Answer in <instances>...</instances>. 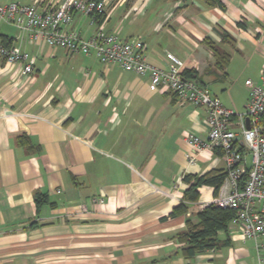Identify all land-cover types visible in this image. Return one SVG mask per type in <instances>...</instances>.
Here are the masks:
<instances>
[{"label": "crops", "instance_id": "crops-1", "mask_svg": "<svg viewBox=\"0 0 264 264\" xmlns=\"http://www.w3.org/2000/svg\"><path fill=\"white\" fill-rule=\"evenodd\" d=\"M2 1L47 9L64 0ZM102 1V23L76 14L72 27L85 37L102 26L140 38L158 67L170 68V52L226 107L246 110L245 81H258L264 64V0H222L224 8ZM0 39L35 57L24 75L22 63L0 56V264H257L254 241L244 243L232 224L220 231L229 244L182 253L187 219L216 198L203 185L186 214L171 216L189 186L185 175L225 170L218 150L197 152L188 141L208 136L204 107L181 105L166 88L152 90L148 75L94 53L32 41L12 24L0 22ZM206 39L229 53L225 69Z\"/></svg>", "mask_w": 264, "mask_h": 264}, {"label": "built area", "instance_id": "built-area-1", "mask_svg": "<svg viewBox=\"0 0 264 264\" xmlns=\"http://www.w3.org/2000/svg\"><path fill=\"white\" fill-rule=\"evenodd\" d=\"M106 6L98 0H64L59 6L41 9L37 3L22 4L0 0V22H6L26 33L32 41H44L53 47L65 48L70 54L94 53L104 63H118L125 70L148 75L150 88H166L179 104H192L206 109L208 136L190 134L188 141L197 152L218 150L227 172L213 204L235 211L231 220L240 239L253 240L257 264H264V64L258 81L247 79L249 99L246 110L237 112L226 107L221 99L195 77L184 74L185 63L168 52L170 68L149 62L146 45L140 38H124L100 26L88 37L74 29L76 14H97ZM264 36V29L261 32ZM0 56L9 63H22V73L34 71L35 57L18 45L7 46L0 40ZM248 122V123H247ZM247 154L251 156L247 167ZM191 162L195 156L189 154Z\"/></svg>", "mask_w": 264, "mask_h": 264}, {"label": "trees", "instance_id": "trees-1", "mask_svg": "<svg viewBox=\"0 0 264 264\" xmlns=\"http://www.w3.org/2000/svg\"><path fill=\"white\" fill-rule=\"evenodd\" d=\"M102 1V0H98ZM176 1V0H173ZM210 5H219L224 8L222 0H206ZM104 13L97 14L96 22L102 23ZM224 38L230 37L228 34H223ZM5 45L12 46L11 41L0 39ZM207 44L212 48L215 55L216 66L225 69L229 62V53L219 48L212 40L206 39ZM192 71L184 70L187 77H193ZM264 125V120H263ZM226 170L211 169L203 174H188L184 180L188 183V188L184 191L183 199L179 205L171 212V216L186 214L189 210V204L197 202L200 198L199 187L203 185L211 186L214 189V196L217 198L219 189L226 177ZM41 196L36 197L38 205L42 203ZM196 220L193 218L187 219V230L181 233V241L184 243L182 253L185 257H195L200 253L208 250L220 249L223 245L229 244L231 239L226 236V239L220 237V231L229 232L231 220L236 216L234 210L223 208L215 204H209L195 214Z\"/></svg>", "mask_w": 264, "mask_h": 264}, {"label": "rangeland", "instance_id": "rangeland-1", "mask_svg": "<svg viewBox=\"0 0 264 264\" xmlns=\"http://www.w3.org/2000/svg\"><path fill=\"white\" fill-rule=\"evenodd\" d=\"M218 93H222V90L220 89ZM239 111H243V110H239Z\"/></svg>", "mask_w": 264, "mask_h": 264}, {"label": "water", "instance_id": "water-1", "mask_svg": "<svg viewBox=\"0 0 264 264\" xmlns=\"http://www.w3.org/2000/svg\"><path fill=\"white\" fill-rule=\"evenodd\" d=\"M248 123V122H247Z\"/></svg>", "mask_w": 264, "mask_h": 264}]
</instances>
